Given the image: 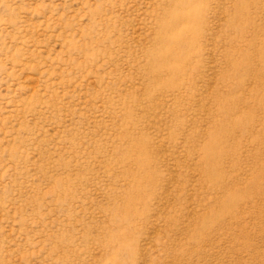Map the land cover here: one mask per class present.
Segmentation results:
<instances>
[{
	"label": "rangeland",
	"instance_id": "obj_1",
	"mask_svg": "<svg viewBox=\"0 0 264 264\" xmlns=\"http://www.w3.org/2000/svg\"><path fill=\"white\" fill-rule=\"evenodd\" d=\"M0 264H264V0H0Z\"/></svg>",
	"mask_w": 264,
	"mask_h": 264
}]
</instances>
